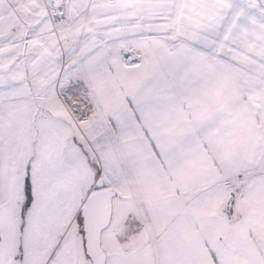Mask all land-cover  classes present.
I'll list each match as a JSON object with an SVG mask.
<instances>
[{"label":"snow or ice","instance_id":"obj_1","mask_svg":"<svg viewBox=\"0 0 264 264\" xmlns=\"http://www.w3.org/2000/svg\"><path fill=\"white\" fill-rule=\"evenodd\" d=\"M0 264H264V0H0Z\"/></svg>","mask_w":264,"mask_h":264}]
</instances>
